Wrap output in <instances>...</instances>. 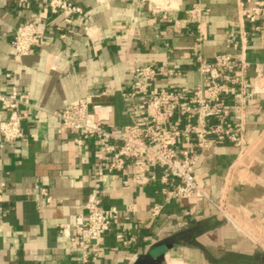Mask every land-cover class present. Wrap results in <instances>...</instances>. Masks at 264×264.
<instances>
[{"label":"crops","instance_id":"obj_1","mask_svg":"<svg viewBox=\"0 0 264 264\" xmlns=\"http://www.w3.org/2000/svg\"><path fill=\"white\" fill-rule=\"evenodd\" d=\"M83 8L74 13L61 39L62 12L52 13L47 0L22 7L0 0V92L17 86L31 103L59 111L91 96L110 106V120L121 129L136 119L123 93L130 87L136 64L180 67L181 77L160 76L159 88L199 81L197 59L213 60L221 52L239 54L233 42L247 31L246 58L264 63V17L243 21L239 0H201L209 9L199 31L189 10L198 0H164L158 8L145 0H71ZM166 16V18H165ZM35 23L44 41L30 54L18 56L11 40L16 28ZM234 103L236 90L226 93ZM8 111L0 102V121ZM25 136L12 142L0 137V264H79L81 251L60 232L73 231L92 188L99 165L95 139L75 142L76 133L43 110L22 111ZM246 154L223 142L205 152L195 167L199 182L214 199L225 197L231 213L251 236L239 232L209 200L176 199L151 217L154 203L163 202L161 183L137 188L127 173L101 178L104 207L122 212L120 225L136 240L123 245L117 227L102 236L99 256L90 264H264V93L247 105ZM135 203L128 218L124 209ZM244 232H247L243 227Z\"/></svg>","mask_w":264,"mask_h":264},{"label":"built area","instance_id":"obj_2","mask_svg":"<svg viewBox=\"0 0 264 264\" xmlns=\"http://www.w3.org/2000/svg\"><path fill=\"white\" fill-rule=\"evenodd\" d=\"M32 0H13L22 7ZM151 1L158 8L167 7L164 0ZM52 13L62 12L64 25L57 26L61 39L67 37V25L72 23L74 13L82 14L83 8L71 0H47ZM238 6L243 21L257 22L264 17V0H239ZM209 9L198 0L189 10L191 22L196 24L198 41L206 37L202 30ZM166 18V16H165ZM247 31L240 41H234V49L240 53L221 52L213 60L197 59L196 70L199 81L190 86L175 84L159 88L156 80L160 76L181 77L180 67L136 64L133 68L129 89L123 99L130 103L136 119L123 128H117L110 120V106L94 103L91 96L84 101L70 103L59 111H48L43 106L31 103L17 87L9 93L0 92V102L8 116L0 121V137L4 142L23 138V107L43 110L61 119L65 128L76 133L75 142L95 139L98 143L96 159L100 162L92 173V188L83 204V211L75 219L73 231L60 224V232L79 248V264H90L99 256L102 236L114 226L116 238L123 245L136 240L127 235L120 225L121 210L116 206L104 207L101 193V178L105 173H127L135 187L143 188L152 182H160L163 202L150 208L151 217L158 216L165 205L176 199L212 202L233 226L241 233L251 236L249 230L231 213L225 197L212 198L199 182L195 167L202 155L223 142L237 146L241 154L245 139L248 102L264 93V63L254 66L255 74L249 77L251 63L246 58ZM44 41V33L35 23L20 24L11 43L18 56L30 54ZM236 90L237 99L230 103L226 93ZM3 183L0 186V196ZM137 209L135 203L126 205L124 212L132 218ZM243 227L247 232H244ZM243 229V230H242Z\"/></svg>","mask_w":264,"mask_h":264},{"label":"rangeland","instance_id":"obj_3","mask_svg":"<svg viewBox=\"0 0 264 264\" xmlns=\"http://www.w3.org/2000/svg\"><path fill=\"white\" fill-rule=\"evenodd\" d=\"M248 146H250L249 144H246V146H245V148H244V151H243V153L244 154H246L247 152H248ZM247 151V152H246ZM243 224V223H242ZM246 228H247V226L246 225H244ZM248 229V228H247Z\"/></svg>","mask_w":264,"mask_h":264},{"label":"bare ground","instance_id":"obj_4","mask_svg":"<svg viewBox=\"0 0 264 264\" xmlns=\"http://www.w3.org/2000/svg\"><path fill=\"white\" fill-rule=\"evenodd\" d=\"M248 150H249V146H248ZM247 152V151H246ZM243 230V229H242ZM244 231V230H243Z\"/></svg>","mask_w":264,"mask_h":264}]
</instances>
